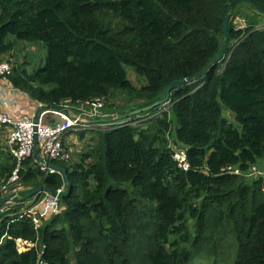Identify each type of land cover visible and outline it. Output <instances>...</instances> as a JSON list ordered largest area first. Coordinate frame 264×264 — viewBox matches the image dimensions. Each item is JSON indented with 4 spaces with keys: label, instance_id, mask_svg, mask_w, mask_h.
I'll return each mask as SVG.
<instances>
[{
    "label": "trees",
    "instance_id": "obj_1",
    "mask_svg": "<svg viewBox=\"0 0 264 264\" xmlns=\"http://www.w3.org/2000/svg\"><path fill=\"white\" fill-rule=\"evenodd\" d=\"M232 1L0 0V58L15 40L46 49L43 65L28 71L27 61L15 63L9 76L41 105L72 109L105 98L104 107L114 96L123 101L105 117L119 116L191 77L171 91L168 111L161 105L93 129L78 161H54L67 171L69 194L39 216L38 228L29 215L0 214V264L217 263L228 240L232 264H264V175L225 171L246 172L264 158V13L256 8L264 10V0ZM241 4L255 15L243 14L247 25L236 30ZM227 13L225 55L198 76L220 51ZM130 69L144 83L134 85ZM176 149H185L188 170L177 166ZM14 166L6 150L0 186ZM23 166L21 196L64 184L32 158Z\"/></svg>",
    "mask_w": 264,
    "mask_h": 264
},
{
    "label": "built area",
    "instance_id": "obj_2",
    "mask_svg": "<svg viewBox=\"0 0 264 264\" xmlns=\"http://www.w3.org/2000/svg\"><path fill=\"white\" fill-rule=\"evenodd\" d=\"M242 25L243 22L241 23ZM243 27H236L244 29ZM13 72V63L9 60L0 59V126H5L8 129L7 150L15 158V166L6 182L0 186L1 198L9 194H13V198L0 206V214L13 217L16 214L20 216L29 215L35 228L41 224L40 217L45 212H53L60 206V194L66 189L65 183L58 189L54 190V194L46 191H41L29 199L22 209L18 212L7 214L6 212L13 208L18 200L22 198L21 191L23 185L20 172L24 169L23 163L32 158L34 149V138L37 139L38 155L46 161L54 163V161H68L72 159L71 151L63 143V136L67 132L88 131L93 129L105 128L110 123L98 122L100 118L99 109L104 104L105 98H93L84 104L76 107L80 115L72 113L73 108L66 106L70 114L58 111H43L40 112L36 122L33 121V116L18 115L10 113V107L14 106L17 99L22 97L28 98L27 94L19 88L13 86L9 81V76ZM36 107L41 104L34 101ZM18 105H16L17 107ZM15 107V109H16ZM13 111V108L11 109ZM17 111V109H16ZM50 114L56 117L55 119L46 120L45 116ZM129 121V119H127ZM126 122V121H122ZM130 124L133 125L132 122ZM174 159L177 161V166L183 170H188L190 165L187 160L185 149L174 150ZM33 161H35L33 159ZM36 162V161H35ZM37 163V162H36ZM39 170L45 175L58 173L57 170L47 167L42 163H37ZM225 171L244 177H257L264 175V169L257 166H252L248 171L242 172L237 167H228ZM59 174V173H58ZM42 250L38 253L40 257ZM37 264H44V261L39 258Z\"/></svg>",
    "mask_w": 264,
    "mask_h": 264
},
{
    "label": "rangeland",
    "instance_id": "obj_3",
    "mask_svg": "<svg viewBox=\"0 0 264 264\" xmlns=\"http://www.w3.org/2000/svg\"><path fill=\"white\" fill-rule=\"evenodd\" d=\"M236 9H238V14L233 19V24H235V29L237 26L243 27L244 25L245 26L247 25L246 20L243 19V16H242L243 14L244 15H246V14L255 15V11L245 4L238 5L236 7ZM262 21H264V19H262L260 22H262ZM242 22L244 25L241 24ZM15 42H16V44H15V47L13 48V50H11V52L9 54L1 56L0 59L9 60L10 62L13 63V65H15V63H22L23 61H27V63L25 65H26V68L28 71H31L33 69L35 70L39 66L43 65V63L45 61V57H46V49L42 43L31 44V43L24 41V40H15ZM224 55H225V53H224ZM128 77L131 79L133 84L136 86H139L142 83H144L141 78H137L135 76L132 69H130L128 71ZM116 97H120V95L117 93ZM122 101H123L122 99H117L114 96H112L111 98L108 99V101L106 102L104 107L102 106L99 109L100 114L104 115V116H111L119 108V105L122 103ZM169 108H170L169 102L167 104H163V106L161 107L162 111H168ZM222 112H223V115L229 119L228 121L231 122L236 128H238V129L241 128V126L235 120L233 113H230L229 110H227L223 107H222ZM141 119H143V118H141ZM144 119H146V118H144ZM132 122H134V121H132ZM110 126L111 125H108L105 128H108ZM5 133H6L5 129L2 130V128H0V161L4 159V153H6V150H7L6 148H7V139L8 138H7V135ZM85 133L87 134V139H89L90 134H92V130H88ZM86 145H87V143L85 142V144L81 147V151L86 149ZM73 154H74V156H73L72 161L73 162L78 161L77 158L79 157V154L78 153H73ZM257 167H259L260 169H264V158L261 159L257 163ZM230 243H232V242L230 240H228L227 244L225 245L224 250L221 254V257L225 258V259H221L220 261H217V263H214L213 258L212 259L211 258L210 259L197 258L195 261H193V264H232L233 259H230L231 258L230 253H231L232 247H231Z\"/></svg>",
    "mask_w": 264,
    "mask_h": 264
},
{
    "label": "water",
    "instance_id": "obj_4",
    "mask_svg": "<svg viewBox=\"0 0 264 264\" xmlns=\"http://www.w3.org/2000/svg\"><path fill=\"white\" fill-rule=\"evenodd\" d=\"M241 1H245V0H233L230 4V7H234V5L237 2H241ZM259 11L264 13V10L261 8L256 7ZM230 20V14L227 13L224 17L223 23H222V32L224 35V41L222 43V46L220 48V51L218 53V55L208 64V66L200 73L198 74V76H203L204 74H206L207 71H209L212 67H214L217 63H219L223 57H224V53L226 52V49L228 48V43H229V38H228V34H227V29H228V23ZM191 81V77H187V78H180L177 80H174L172 82H170L167 87L165 88V94L153 101L152 103L145 105L143 107L128 111L122 115L119 116H112V117H103V118H99L98 122H105V123H113L115 121H117L118 119H125V118H129L131 116H135V115H140L152 108L161 106L163 104H167L169 101V96L171 91L175 88L176 84H183L186 82ZM43 111H58V112H62V113H66V114H70L67 110V108L65 106L62 105H55V104H45V105H41L40 107L36 108V112L33 115V121L36 122L37 117L39 115L40 112ZM37 139L34 138V149H33V154L32 157L33 159L37 162V163H42L47 167L53 168L55 170L58 171L59 175L61 176L62 180L64 181L65 185H66V189L63 193L60 194V197L63 198L65 196H67L71 190V183L70 180L68 178L67 175V171L65 169V167L58 165L56 163H52L50 161H46L43 158H40L37 152ZM41 191H46V192H50L52 194H54V190L47 188L45 186L42 187H38L32 191H29L28 193H26L25 195L22 196L21 200L25 201L26 199L33 197L34 195L38 194ZM13 194H9L5 197L0 198V206L3 205L4 203L8 202L9 200H11L13 198Z\"/></svg>",
    "mask_w": 264,
    "mask_h": 264
},
{
    "label": "crops",
    "instance_id": "obj_5",
    "mask_svg": "<svg viewBox=\"0 0 264 264\" xmlns=\"http://www.w3.org/2000/svg\"><path fill=\"white\" fill-rule=\"evenodd\" d=\"M16 105H18L16 107ZM35 105V106H34ZM17 111H16V109ZM13 108V111L11 110ZM36 104L34 103V100L30 99V98H25V99H17V102L14 104V106L10 107V113L13 114H18V115H26V116H33L34 113L36 112ZM72 113H75L76 115H80L79 111L76 109V107H73V111ZM100 115V118L105 117L104 115ZM46 120H50V119H55L56 117L53 115V117L50 114H47L45 116ZM0 128H2V130L5 129L6 131V135L8 138V129L5 126H0ZM86 143H88V139H87V134H84L83 138H79V134L74 132H67L64 136H63V143L66 145V147L71 151L72 153V159L73 160V153H78L80 154L81 152V147ZM40 157V156H39ZM41 158V157H40ZM78 159V158H77Z\"/></svg>",
    "mask_w": 264,
    "mask_h": 264
},
{
    "label": "clouds",
    "instance_id": "obj_6",
    "mask_svg": "<svg viewBox=\"0 0 264 264\" xmlns=\"http://www.w3.org/2000/svg\"><path fill=\"white\" fill-rule=\"evenodd\" d=\"M228 46H229V44H228ZM103 123V122H102ZM114 123V122H113ZM110 124H112V123H110Z\"/></svg>",
    "mask_w": 264,
    "mask_h": 264
}]
</instances>
